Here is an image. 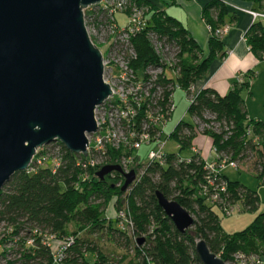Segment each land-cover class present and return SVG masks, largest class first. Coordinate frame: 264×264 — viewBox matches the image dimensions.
<instances>
[{
  "label": "trees",
  "instance_id": "obj_1",
  "mask_svg": "<svg viewBox=\"0 0 264 264\" xmlns=\"http://www.w3.org/2000/svg\"><path fill=\"white\" fill-rule=\"evenodd\" d=\"M131 1L150 10L145 26L129 37L137 55L131 60V68L136 74L148 67L166 69L151 36L166 39L179 49L175 66L178 81L168 78L164 71L157 82L164 88L158 104L166 110L176 87L193 97L188 113L194 122H180L170 139H177L181 150H191L201 134L197 121L208 127L219 124V132L213 128L203 131L211 138L216 153L238 165H249L254 177L264 184V122L249 120L242 95L256 73H250L247 81H236L225 95L205 86L213 74L214 64L225 59L224 42L215 33L224 25L228 11L226 5L214 1L204 9L205 21L214 30L209 40L208 56H204L190 32L157 4L158 0ZM247 1L264 6V0ZM161 2L165 3V0ZM246 40L256 59L264 60V20H258L250 27ZM192 87L196 89L194 94ZM147 110V106L142 107L134 123L138 131L142 130ZM208 116L212 117L208 119ZM59 145L64 159L57 172L44 168L36 174L17 173L0 194V222L13 228L12 237H20L21 232L28 230V237L15 243L20 247V260L24 264H112V259L96 241L79 237L84 231L91 236H107L127 254H132L130 259L128 255L121 259V262L129 259L128 264H202L196 254L199 240H205L211 251L226 264L238 253L264 260V213L259 214L247 230L231 235L224 232L216 211L218 208L226 214L229 207H235L239 202L246 210L254 211L260 207L259 195L240 182L230 181L222 172L220 181H226L227 192L221 203H212L202 192L207 172L204 169L206 160L201 155H194L187 163L178 155L167 154L165 164L148 163L141 180L122 192L124 178L113 173L101 181L96 176L101 167L88 170L90 177L84 181L86 171L78 163L85 161V157ZM121 156L122 152H110V164L117 163ZM157 192L178 202L189 212L195 220L192 229L184 234L177 230L159 206ZM112 199H115L117 211L115 220L104 217ZM122 211L132 218L133 230L120 227L122 219L119 214ZM48 237L56 239L53 247L45 243ZM69 239H73V243L67 247L64 259L56 263V243H60L59 248Z\"/></svg>",
  "mask_w": 264,
  "mask_h": 264
},
{
  "label": "water",
  "instance_id": "obj_2",
  "mask_svg": "<svg viewBox=\"0 0 264 264\" xmlns=\"http://www.w3.org/2000/svg\"><path fill=\"white\" fill-rule=\"evenodd\" d=\"M105 1L0 0V194L15 174L27 172L39 149L58 143L88 156V135L98 131L95 111L112 90L84 12ZM113 173L124 178L122 192L137 179L136 170L125 173L118 164L96 176L105 181ZM156 197L179 232L193 228L178 202ZM196 254L202 264H226L205 240Z\"/></svg>",
  "mask_w": 264,
  "mask_h": 264
},
{
  "label": "built area",
  "instance_id": "obj_3",
  "mask_svg": "<svg viewBox=\"0 0 264 264\" xmlns=\"http://www.w3.org/2000/svg\"><path fill=\"white\" fill-rule=\"evenodd\" d=\"M126 0L113 1L106 0L101 4V8L113 16L115 13H123L126 11ZM254 19L264 20L263 13L250 12ZM87 19L86 11L84 12ZM92 20V18H90ZM86 25V24H85ZM145 26L144 12L139 8H134L133 12L128 17V24L120 31L112 30L113 35L124 34L128 37L136 34ZM88 34L90 30L86 26ZM210 34L214 30L209 26ZM229 32V27L220 28L216 31L218 37H222ZM114 49V47H112ZM137 55L133 50V55L127 61L113 60L109 61L104 58L105 66V82L110 85L112 90L111 97L95 111V118L98 126V131L92 135H88L89 146L88 156L85 161L79 162L78 166L86 171L84 172L83 180L89 179L88 170L97 167H104L110 164V152H122L117 163L122 167L125 173L136 170L137 179L140 181L146 171L148 163L159 162L165 164L167 153L165 148L171 135L165 134V127L170 116L175 110L174 94L170 97V103L166 110L159 106L158 101L162 98L164 88L158 85L160 76L164 74L162 67L160 73H157L154 68L148 67L139 74L131 68V60L136 59ZM166 66V65H165ZM110 72V79L106 78V74ZM238 82L242 81L240 77ZM179 88V87H177ZM194 94L196 89L191 88ZM193 100V97L191 101ZM147 106L146 116L143 121L142 130L135 129L134 123L140 114L142 107ZM54 145V144H53ZM52 146V145H50ZM50 146L44 147L37 151L36 156L27 170L29 174H36L40 169L50 168L52 172H57L63 165L64 152L62 147L58 151V155L51 157L47 151ZM144 146L151 147L148 154V161L143 162L139 156V151ZM192 151L195 155H200L198 147H193ZM215 151V150H214ZM216 152V151H215ZM181 161L190 163L192 158L185 159L180 157ZM52 163V165L50 164ZM227 167L238 169L239 165L230 159L219 156L205 162V177L206 185L203 186V196L208 197L212 203L222 202V197L227 192L226 181H220L221 173ZM234 207H229L226 210V215H232ZM122 219L120 227H126L133 230L134 224L132 218L126 211L119 214ZM54 237H48L45 243L49 247L55 244ZM73 243V239H69L66 244L60 245L55 251V262L59 263L64 259V253L67 247ZM234 260L231 264H264V260L258 256H246L242 253L234 255ZM228 263V264H230Z\"/></svg>",
  "mask_w": 264,
  "mask_h": 264
},
{
  "label": "rangeland",
  "instance_id": "obj_4",
  "mask_svg": "<svg viewBox=\"0 0 264 264\" xmlns=\"http://www.w3.org/2000/svg\"><path fill=\"white\" fill-rule=\"evenodd\" d=\"M113 1L117 2L120 0ZM161 1L164 0H158L156 2L157 4L162 5L170 16H174L171 11H169L171 8L170 5ZM187 1L188 0H177L174 7L179 10V13L175 16H184V12L186 11L185 4ZM126 2V11L123 13H115L113 16H110L108 12H105L101 8V5L92 6L86 10L88 17L85 19V24L90 30L89 36L94 45L100 49L106 60L109 61H127L133 55V48L130 45L129 37L126 36L125 33L113 35L112 30L117 29V31H120L125 28L128 24V17L133 12L135 7L144 12L145 20L150 18V10L147 7H139L133 4L131 0H126ZM181 12H183V14ZM90 18H92V20ZM151 41L155 50L163 60V64L166 65V69H164L165 74L168 78L173 77L175 82H177L178 72L175 69V66L178 63L176 60V56L179 54L178 47L174 44H170L166 39H159L155 35L151 36ZM112 47H114V49ZM221 63V61L217 62V64L220 65ZM233 64L241 68L238 77H240L242 81H239V83L247 81V77L250 73H256L250 81V87L245 88L242 95L246 103L249 120L264 122V60L258 61L255 55L250 53L246 59L234 60ZM155 71L160 73L161 68H155ZM106 78L110 79V72L106 74ZM236 81H238L237 78ZM191 99L192 96L189 97L185 90L177 87L175 88V110L166 124V135H171L177 125L182 121L188 123L194 122L188 113L189 107L192 103ZM211 117L212 116H208L207 118L210 119ZM196 125L198 126V130L201 134L198 135L196 141L194 142V147H198L200 155L203 159L209 161L216 157V152L214 151L211 138L204 135L203 131L205 128H213L215 131L219 132L220 126L219 124L214 123L208 127L201 124L199 121L196 122ZM59 150L60 145L57 143L50 146L47 151L51 157H55L58 155ZM150 150L151 147L144 146L143 149L139 151V156L143 162L148 161V154ZM165 152L169 155H178L185 159H190L195 155L192 149L181 150L179 143L175 138L168 140ZM50 164L52 165V163ZM222 172L223 175H225L230 181L244 184L249 189L255 191L260 197V207L254 211L246 210L241 202L233 208L232 215H226L223 211L218 208L216 209L220 216V222L224 232L232 235L247 230L253 224L256 217L259 214L264 213V184L254 177L250 170V166L247 164H239L238 169L227 167ZM104 217H107L110 220L116 219L117 211L115 209V199H112L109 202L108 209L104 214ZM115 225L117 226L116 223ZM12 233L13 228L11 226L5 222H0V253L3 254L0 258V264H24L20 260V247L15 243H18L21 238L28 237V230L21 232L20 237H12ZM79 237L91 238V240L96 241L104 253L112 259V264H128L129 259L132 257V254H127L125 250L115 245L107 236H91L87 231H84ZM30 244H33V241H31ZM58 244L60 243L58 242L55 245V251L58 250ZM124 255H128L129 259L125 262H121Z\"/></svg>",
  "mask_w": 264,
  "mask_h": 264
},
{
  "label": "crops",
  "instance_id": "obj_5",
  "mask_svg": "<svg viewBox=\"0 0 264 264\" xmlns=\"http://www.w3.org/2000/svg\"><path fill=\"white\" fill-rule=\"evenodd\" d=\"M214 1L226 5L228 8L222 28L228 26L229 32L222 37L225 46V59L221 61V65L217 62L214 64L213 74L205 86L212 87L225 95L236 82L241 69L233 64V61L246 59L251 53L247 44L246 33L256 21L261 20H255L250 12L264 14V6L260 7L254 1L247 0H188L185 4L184 16L180 17L175 16L179 13V10L174 7L177 0H165V3L171 7L169 11L174 15L172 17L179 20L190 32L191 36L201 46L204 56H208L211 37L209 25L204 18V9ZM181 13L183 14V12Z\"/></svg>",
  "mask_w": 264,
  "mask_h": 264
}]
</instances>
